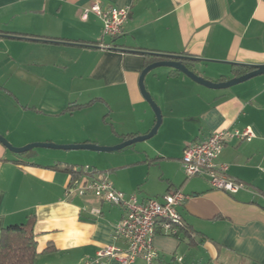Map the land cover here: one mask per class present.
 Wrapping results in <instances>:
<instances>
[{
	"label": "crops",
	"instance_id": "1",
	"mask_svg": "<svg viewBox=\"0 0 264 264\" xmlns=\"http://www.w3.org/2000/svg\"><path fill=\"white\" fill-rule=\"evenodd\" d=\"M96 1L130 9L121 35L105 36L104 22L93 12L83 18ZM112 47L190 56L198 74L226 80L241 65L264 64V0H0V97L16 103V116L9 117H18L17 125L39 120L64 125L37 138L1 128L0 134L23 146L110 144L98 140L94 130L107 123L116 134L114 143L150 131L156 116L139 86L144 55ZM145 84L163 118L157 137L142 150L145 159L137 163L159 165L161 173L154 180L151 173L145 180L119 176L111 160L98 164L102 169L88 166L89 171L107 172L117 189L139 202L175 190L188 195L179 208L185 228L175 235L157 229L156 264H264V74L213 89L163 66L152 70ZM100 103L105 110L97 114ZM247 127L256 137L228 139L219 156L245 189L231 194L213 188L205 176L184 174L188 144L218 130ZM80 152L81 159L73 161L38 162L35 150L17 154L0 142V235L4 227L33 216L36 264H123L95 258L106 245L126 246L114 238L124 207L91 193L67 196L71 174L52 167L93 164L84 158L90 150ZM129 264L146 262L138 258Z\"/></svg>",
	"mask_w": 264,
	"mask_h": 264
},
{
	"label": "built area",
	"instance_id": "2",
	"mask_svg": "<svg viewBox=\"0 0 264 264\" xmlns=\"http://www.w3.org/2000/svg\"><path fill=\"white\" fill-rule=\"evenodd\" d=\"M93 12L104 22V35L116 38L123 33L129 17L128 7H104L94 2L87 8L83 18ZM256 133L251 127L244 130L222 129L213 132L206 140L192 142L183 150L182 167L187 177L205 176L215 189L235 194L246 188V184L229 176L228 165L219 161L226 141L230 138L252 140ZM94 194L113 204L123 206L124 216L116 224L114 238L123 239L126 246L106 245L102 247L95 262L102 258H116L123 264L133 263L142 258L146 264H156L158 251L154 246V237L158 227L167 235H175L185 226L179 208L188 199L181 190L170 191L162 197L148 198L139 202L136 195L127 196L117 189L103 172H90L88 166L78 178H72L66 187V195ZM94 213H99L94 210Z\"/></svg>",
	"mask_w": 264,
	"mask_h": 264
},
{
	"label": "rangeland",
	"instance_id": "3",
	"mask_svg": "<svg viewBox=\"0 0 264 264\" xmlns=\"http://www.w3.org/2000/svg\"><path fill=\"white\" fill-rule=\"evenodd\" d=\"M85 55L88 61L93 59L92 58L93 55L91 53L90 54L86 53ZM147 103L151 111H153L154 115L156 116L150 103L148 101ZM15 105H16L15 101L12 100L10 97H4V96L0 97V120H1L0 128L3 131H6L9 129L10 132L14 133V135L16 134L18 136H25L28 138H35V137L37 138L42 135L47 136L49 129L55 130V131H61L62 129H64L63 124L62 125H59V124L49 125L50 123H47L42 120L41 121L39 120L38 122L24 121V123L17 125L15 121L19 120L18 117H15V118L9 117V116H16L15 113L13 112L14 108H16L14 107ZM94 109L97 111V114H99L100 113L99 111L100 110L104 111L105 107H102V104L100 103V104H97V107ZM6 118L8 119L9 122L6 120ZM108 120L109 121L112 120V118L109 115H108ZM113 121L115 122V120H112V122ZM76 125L77 124H74V126ZM94 130H96V137H98V140H101L102 142H109L110 144H105V143L100 144L98 143V141L92 142V143H97V144L106 145V146H113V145H116L122 142L121 141L118 143H114V139H115L114 136L116 134L113 133L112 125L109 123H107V125H103V127H99V128L97 127ZM156 137H157V134L147 140L137 142L129 147H126L123 150L114 151V152H98V151L90 150L89 153L91 154H85L84 158L91 159L93 164L83 163V162L81 164L84 167L94 166V167H98V169H102V167L99 166L98 164L106 163L111 160V163L116 164L117 166L116 172L118 173L119 176L125 175V176H131L132 178H135L137 180H145L148 178L147 176H149L151 173L152 176L150 177L151 178L150 180H154V178H156L155 175L156 174L159 175L161 173V168L159 167V165H151V163H149L148 161H142L140 163H137V160L145 159V156L142 150H144L147 147L148 143H152ZM35 142H46V141H35ZM49 142H53V141H49ZM53 143H57V142H53ZM58 144H70V143H58ZM80 151H86V150H64V149H54V148H47V147H37L35 148V152L37 154L34 157V159L35 161H38V162H50V161H54V158L55 160L60 159L63 161H73L78 158L81 159V156L83 154ZM53 153H57V156H55V154ZM74 153L75 154L81 153V154L80 156L74 158L72 157ZM110 180L112 179L110 178ZM159 197H162V196H159Z\"/></svg>",
	"mask_w": 264,
	"mask_h": 264
},
{
	"label": "water",
	"instance_id": "4",
	"mask_svg": "<svg viewBox=\"0 0 264 264\" xmlns=\"http://www.w3.org/2000/svg\"><path fill=\"white\" fill-rule=\"evenodd\" d=\"M2 35L9 36V35H4V34ZM112 48L117 49V50L130 51V52L148 53V54H153V55H157V56L165 58L162 60L152 62L146 67H144L139 77V86H140L141 93L146 99V101L150 103V105L152 106L156 114V123L150 129V131H148L145 134L135 135L131 138L125 139L121 143H118L113 146L100 145V144L92 143V142L70 143V144H58V143H53V142H32V143H29L23 146H15L2 134H0V142L3 143L10 151L17 153V154L32 153L37 147H47V148H54V149H85V150H92V151H98V152L119 151L137 142L147 140L153 137L157 133L162 123L163 114H162L161 107L155 101L151 92L147 89L146 84H145L146 76L155 68L163 67V66L172 67L186 74L192 80L206 87L213 88V89L228 88L236 84H239L241 82H244L252 77L264 74V64L248 65L252 67V70L248 71L247 73L236 75L234 77H230L222 81H213L203 75L198 74L194 69L191 68L192 66L191 60L194 58L190 56L178 55V54H167V53H162V52H157V51H143V50H138V49H130L126 47H112Z\"/></svg>",
	"mask_w": 264,
	"mask_h": 264
},
{
	"label": "trees",
	"instance_id": "5",
	"mask_svg": "<svg viewBox=\"0 0 264 264\" xmlns=\"http://www.w3.org/2000/svg\"><path fill=\"white\" fill-rule=\"evenodd\" d=\"M146 66L152 62L165 59L153 54L143 53ZM252 70V67L241 65L234 71L235 75H241ZM54 169L64 170L71 174L72 178H78L83 173V167L59 165ZM35 218H30L20 224H12L4 227L0 235V264H36L39 252L34 231ZM185 228V226L183 227ZM50 246L48 250H52Z\"/></svg>",
	"mask_w": 264,
	"mask_h": 264
}]
</instances>
